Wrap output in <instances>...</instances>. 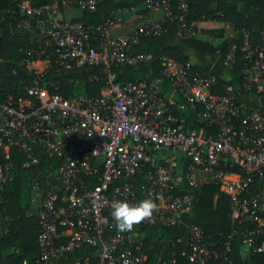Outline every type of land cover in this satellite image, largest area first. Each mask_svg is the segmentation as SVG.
<instances>
[{
	"label": "built area",
	"instance_id": "built-area-1",
	"mask_svg": "<svg viewBox=\"0 0 264 264\" xmlns=\"http://www.w3.org/2000/svg\"><path fill=\"white\" fill-rule=\"evenodd\" d=\"M102 1L79 4L91 12ZM140 1L147 13L160 12L161 19L138 15V25L118 37L108 35L112 15L89 28L59 20L54 7H19L25 16L17 27L31 42L18 49L17 66L32 78L24 88L27 99L16 106L0 104V193L16 169L12 153L22 169L37 164L38 154L54 159L43 186L34 182L30 187V203L38 206V264H50L82 245L94 248L93 260L85 256L74 264H144L142 242L115 229L112 203L152 199L158 209L151 221L140 225L173 227L192 210L207 184L228 198V220L242 227V251H264V34L254 49L243 34L238 88L218 85L216 77L164 56L158 77L116 83L109 70L148 62L149 56L131 49L140 38L164 34L166 22H174L177 40L196 35L193 21L186 20V4L180 3V13L172 15L166 0ZM40 13L43 18H33ZM214 56L231 71L236 46L225 54L216 50ZM81 65L108 70L98 97L51 93L60 87L57 80H43L51 68ZM174 109H186L206 131L187 129ZM140 174L144 181L137 186L129 182ZM232 233L218 245L190 225L180 256L187 264H233L227 256ZM61 238L68 239L65 245H57ZM158 264H178L175 253Z\"/></svg>",
	"mask_w": 264,
	"mask_h": 264
},
{
	"label": "trees",
	"instance_id": "trees-1",
	"mask_svg": "<svg viewBox=\"0 0 264 264\" xmlns=\"http://www.w3.org/2000/svg\"><path fill=\"white\" fill-rule=\"evenodd\" d=\"M166 1L172 15L180 13L178 9L180 3L186 4L187 22L220 21L229 24L237 33V39L234 41L236 58L231 70L235 76L228 81L220 78V72L224 68L220 60L215 73L209 71L208 64H204L203 67L195 64L193 70L210 76L215 75L218 85L226 83L238 88L244 68V62L241 60L242 52L239 50L243 40L242 35L243 32L247 34V43L251 49L261 43L260 33L264 34V0ZM79 2L80 0H0V104L16 106L20 100L28 98L24 88L29 85L32 76L28 72L21 71L17 66L18 49L31 42L29 36L17 27L18 19L25 16V13L19 12L21 5L31 8L54 7L61 21L66 20V9L74 8L80 12V17L70 19V21L79 22L90 28L104 23L116 9L129 8L141 3L140 0H103L94 11L89 12L81 9ZM33 18H43V14H37ZM174 25L173 21L166 22L164 24L165 33L160 37L140 38L138 44L131 49V53L146 54L149 56L148 62L138 66L112 67L109 71L114 74L115 82L126 83L148 76L158 77L160 57H168L180 63L189 60V53H183V48L204 56L214 57L215 48L204 41L194 38L177 40L174 35ZM201 33L216 37L222 36V30H202ZM175 40L178 44H171ZM222 46L225 50V44ZM222 53L226 52L222 51ZM107 71L101 66L86 65L65 70L51 68L43 80H57L60 87L57 92L51 91V93H57L63 98L80 94L98 97ZM90 78L93 79L92 82H88ZM178 103L182 104V100ZM173 111L174 115L184 118L187 129L204 128L203 123L194 119L186 109H174ZM204 130L206 131V128ZM37 159V164L28 169H22L19 165L20 158L12 153V161L16 164V169L12 172L11 182L0 193V264H38L36 217H27L26 211L31 204V184L37 182L42 187L44 180L54 168L55 161L46 154H38ZM1 162L0 158V164ZM144 179V175L140 174L129 182L137 186ZM228 206V198L221 194L216 186L207 184L202 187V195L198 202L189 213L183 216L178 225L160 227L139 224L135 226L130 233L134 235V240L142 242L144 264H158L168 258L171 252L175 253L178 264H187L186 259L180 256V252L186 251L184 241L190 225L201 228L206 240L218 245L226 241L227 236L233 231L230 252L227 254L232 263L264 264V251L260 254H248L242 251V227L231 225L227 217ZM176 240H181L182 243L171 247L170 243ZM67 241V238H61L57 245H65ZM94 252V248L82 245L65 253L61 258L52 260L50 264H74L85 256L93 260Z\"/></svg>",
	"mask_w": 264,
	"mask_h": 264
},
{
	"label": "crops",
	"instance_id": "crops-1",
	"mask_svg": "<svg viewBox=\"0 0 264 264\" xmlns=\"http://www.w3.org/2000/svg\"><path fill=\"white\" fill-rule=\"evenodd\" d=\"M110 15H112L115 18L113 21V25L108 29V35L110 37L122 36L132 31L139 23V20L137 19L138 15L142 16L144 20H150V21L159 20L162 17L160 12L147 13V11L144 10V7L141 3L134 4L133 6L129 8L116 9ZM78 17H80V12L77 9H74V8L66 9L65 11L66 20L77 19ZM193 23H194L195 32H196V35L193 38L204 41L212 45V47L215 48V51L221 50V52L222 51L226 52L228 47L236 46L234 41L237 39V33L232 30L229 24L223 23L220 21L219 22L213 21V20L212 21L201 20L197 22L193 21ZM202 30H213V31L222 30V36L216 37V36L202 34L201 33ZM243 40H242V43H243ZM171 44L177 45L178 41L175 40ZM224 44L226 46L225 50H223V46H222ZM241 47H242V44L239 48ZM185 52H188L189 57H190L189 60L186 62L191 64L192 67L195 64L199 67H203L204 64H208L209 71H212L213 73L217 71L216 68L218 66L219 60L215 56L214 57L204 56L192 50L183 48V53ZM220 73H221L220 78L224 79L225 81H228L233 76H235L234 74L231 73V71H227L224 68L222 69ZM239 75H236V76H239ZM163 87H164L163 88L164 93L165 95H167L169 92V89L165 85ZM249 98L253 99V96H250ZM37 209H38L37 203L29 204L28 210L26 211V216L27 217L32 216L35 218L37 215Z\"/></svg>",
	"mask_w": 264,
	"mask_h": 264
},
{
	"label": "clouds",
	"instance_id": "clouds-1",
	"mask_svg": "<svg viewBox=\"0 0 264 264\" xmlns=\"http://www.w3.org/2000/svg\"><path fill=\"white\" fill-rule=\"evenodd\" d=\"M158 205L152 199H142L135 205L125 201H115L111 205L110 215L118 233L132 232L134 227L153 219Z\"/></svg>",
	"mask_w": 264,
	"mask_h": 264
}]
</instances>
